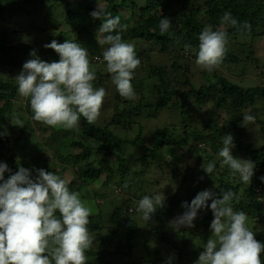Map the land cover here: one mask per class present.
<instances>
[{
	"label": "trees",
	"instance_id": "trees-1",
	"mask_svg": "<svg viewBox=\"0 0 264 264\" xmlns=\"http://www.w3.org/2000/svg\"><path fill=\"white\" fill-rule=\"evenodd\" d=\"M79 2L83 9L74 12L68 0H0V132L6 129L8 133L0 137V161L11 169L5 178L21 166L19 154L25 138L37 140L38 136L42 143L37 150L42 168L51 169L60 177L69 169L72 177L62 178L69 181L70 191L78 192L85 204H88L85 198H93L100 205L104 199L101 188L111 181L114 187L118 186L117 194L123 200L118 204L110 202L108 222L102 219L104 213L100 209L89 217L88 230L94 242L85 253L87 264H168L170 257L171 264H194L206 241L214 239L209 227L213 219L211 210H199L190 228L182 226L175 231L170 222L185 211L182 202H190L205 189L214 194L213 198L231 190L235 194L234 211L247 214V226L258 241L264 242V181L260 179L264 176V66L259 65L257 57L264 56V48H257V42L264 40V0ZM98 3L106 4L113 16H120V23L127 25L121 31L123 41H133L136 45L141 63L132 79L135 100L118 94L106 63L101 62L103 48L96 38H100L102 21L90 16ZM225 12L237 20L236 26L221 23ZM19 15L39 18V31L44 36L36 32L38 28L24 30L23 21L17 19ZM161 18L171 21L164 34L159 30ZM51 21L55 24L49 26ZM206 25L227 32V51L218 67L224 64L229 72H220L218 67L208 72L194 62L198 35ZM33 32L40 36L35 42L22 39L31 38ZM67 39L87 48L90 68L97 77L94 87H104L107 93L97 122L88 124L81 118L78 127L71 129L78 132L76 136L71 130L33 121L30 105L18 95L16 78L12 75L21 71L26 60L35 58L30 55L33 51L46 62L58 61L59 55L43 45L52 40L63 43ZM37 40L44 43L38 45ZM233 41L240 45L236 50L230 46ZM237 50L240 57L235 53ZM95 56L100 61H95ZM251 63L254 67H250ZM232 65L235 68H230ZM247 68L256 69L257 81L238 77ZM232 69L236 70L230 73ZM17 102L21 103L26 117L19 130L8 128L5 122L14 113ZM151 108L172 109L178 119L144 134L139 116ZM244 113L252 114L254 123L243 126ZM256 130V135L251 137V132ZM58 132L65 133L62 134L65 145L72 146L71 150L78 147L80 151L64 153L58 145L54 147ZM227 134L233 136L235 147L245 152L246 159L255 164L248 185L234 178L226 166L222 167V158L217 159ZM174 150L181 151L185 164L177 165L171 158L168 151ZM46 154L53 162L45 159ZM187 159L193 161V166L186 164ZM210 161L216 163L211 176L203 171ZM159 175L169 184L160 187ZM102 176L101 187L96 189L91 184ZM90 190L94 191L92 195L88 193ZM158 192L165 195V205L157 208L150 221H144L135 206L144 195ZM140 233L145 236H139ZM151 239L160 243L151 250L149 260L134 254L135 243L146 250ZM261 260L264 264V253Z\"/></svg>",
	"mask_w": 264,
	"mask_h": 264
},
{
	"label": "clouds",
	"instance_id": "clouds-1",
	"mask_svg": "<svg viewBox=\"0 0 264 264\" xmlns=\"http://www.w3.org/2000/svg\"><path fill=\"white\" fill-rule=\"evenodd\" d=\"M90 16L102 21L101 35L96 39L103 48L101 62L106 63L112 84L121 97L135 100L132 79L141 61L135 45L122 39L121 31L127 25L120 23V16H113L106 4L98 3ZM221 23L236 26L238 22L230 12H225ZM170 25L169 19L161 18V34ZM198 41L194 62L199 69L211 72L221 64L227 51V32L206 25ZM43 47L54 50L59 60L46 62L33 51L30 55L35 58L26 60L15 76L17 93L28 101L32 120L66 130L77 128L81 118L95 124L107 93L104 87H94L97 77L90 68L87 48L68 39L63 43L52 40ZM93 59L100 61L97 56ZM242 116L243 126L255 121L250 113ZM7 134L5 129L0 137ZM222 143L217 159L222 158V167L226 166L234 178L248 185L254 175V162L232 155L235 144L231 134ZM215 168V161H210L203 171L211 176ZM6 172L11 169L0 161V264H87L85 253L94 242L88 230L92 210L78 192L70 191L69 181L43 168L20 166L5 178ZM260 179L264 181V176ZM213 197L210 190L198 192L190 202H182L185 211L170 222L174 230L190 228L199 210H211L213 219L209 227L214 239L206 241L194 264H262L264 242L258 241L247 226V214L234 211L235 194L228 190L220 198ZM165 201L162 192L144 195L135 210L144 221H150Z\"/></svg>",
	"mask_w": 264,
	"mask_h": 264
},
{
	"label": "rangeland",
	"instance_id": "rangeland-1",
	"mask_svg": "<svg viewBox=\"0 0 264 264\" xmlns=\"http://www.w3.org/2000/svg\"><path fill=\"white\" fill-rule=\"evenodd\" d=\"M76 1L77 2H75L74 0H68L69 4L71 6V9L74 12L83 9V7L81 6V3L79 2V0H76ZM100 4H102V3H100ZM35 13L38 14L39 12L36 11ZM32 16L31 17H24V16L19 15L17 17V19H20L21 21H23L22 25L24 27V30H28V29H32V28H38V29H36V32H41V30L39 31V25H40L41 21H38L39 18H34V15H32ZM54 24H55V22L51 21L49 23V26L50 25L52 26ZM18 28H20V26H18ZM36 32L32 33L33 36H31V38H28L27 36H25V37H22V39L30 41L29 43H31L33 41L35 42V39L40 37V36L36 35ZM42 35L44 36V32L42 33ZM98 38L99 37H97V39ZM37 41H38V45H42L44 43V42H41L40 40H37ZM125 42H129V43H133L134 44L133 41H125ZM234 43H235V41H233L232 44H230V46H231V48L233 50H236V47H238L240 45L239 44H234ZM135 48H136V45H135ZM257 48H264V40H261V41L257 42ZM235 53L239 57L241 56V53L238 50L235 51ZM257 57H258L259 65L260 66H264V56L263 55H259ZM249 65H250V67H254L252 65V63L249 64ZM235 66L232 65L230 68H235ZM218 68H219L220 72H223V73L229 72L224 64H222ZM235 70L236 69H232L230 71V73H232ZM255 71H256V69L253 71L252 68H250V69L247 68V70L244 71V74L238 75V77L240 79L244 78V77H246V78L250 77V78H254L256 80L257 77H255V75H254ZM17 74L18 73L16 71H14L12 75H13V77H15ZM257 76H258V78H260L259 75H257ZM195 77L197 78L198 74ZM234 77H237V75H234ZM254 79H252L253 83H255ZM20 105H21V103L17 102L16 105L14 106V113L10 114V117H9L8 121L5 120L8 128L13 127L15 129L17 128L19 130V128L24 124V119H26L25 112H23V110L21 109ZM18 115L22 116V119L17 118ZM139 118H140L139 120L141 122V125L143 126L144 134L148 133L149 131H152L153 129H155V127L165 126L167 124H173L174 121L176 119H178L177 116H176V113L174 112V110H172V109H164V108L159 109V110H153L151 108V109L143 112V114L141 116H139ZM69 132L72 133V134L74 133L73 130H71ZM256 132H258V130L254 131V132H251V137L255 136ZM77 133L78 132L74 133V136H76ZM62 134H65V133L64 132H58L55 135V138L53 140L54 144L52 143L53 146L55 147V146L58 145L59 149H61L62 152H64V153H66L67 151H71L73 153H78L80 151V149L78 147L71 150L72 146L65 145L66 141H65V138L62 136ZM37 138H38L37 140H34L31 137L25 138V141H24L25 143L21 146L22 150L20 151V154H19V160L21 162V166L26 167V168H30V169L31 168H42V165H41L42 159L38 156V154H40V151H37L40 148L42 143L40 141L41 139L38 136H37ZM262 140L264 141V139H262ZM260 144H258V145H260ZM231 151H232V155L234 157L242 158V159H246L247 158L245 152L239 150L237 147L232 148ZM168 153H169V155L171 156L172 159L174 158V161H175V163L177 165L185 164V158L182 156V153H181L180 150H174V152L168 151ZM50 158L51 157L49 156V154L48 155L46 154L45 159L50 162V160H52ZM54 161H55V159H54ZM52 162H53V160H52ZM186 164L188 166H193V161L190 160V159H187ZM52 166L54 168H57L56 165L52 164ZM50 171H53V170L50 169ZM56 171H60V170L56 169ZM58 176H60V175H58ZM62 177H67V179L72 177V174L69 171V169H67L65 171V173H63V175H61V178ZM103 179H104V176H102L101 179H99L98 181H95L91 185H93L96 189H98V188L101 187ZM158 181H161V186L160 187H164L165 184H169L167 179H166V182H165V178H164L163 175L162 176L159 175ZM88 188L91 189L90 187H88ZM85 190L83 192H85ZM101 192H102V197H104V199L102 200L100 205H97V203L94 202L93 198H89V199L85 198V200L88 201V204L86 203L85 205L87 207L91 208L92 212L93 211H97V210L100 209L104 213L102 219L105 222H108V220H109L108 219V215H110L111 203L118 204V203L122 202L123 198L121 197V195L117 194L119 192V189H118V186L114 187V182L113 181H111L110 183H108L105 186H103L101 188ZM88 193L90 195H92L94 193V191L90 190V191H88ZM125 195L128 196V194H125ZM137 222L141 224V220H140V218L138 216H137ZM175 231H177V230H175ZM139 236L144 237L145 234L144 233H140ZM159 243H160L159 241L157 242L156 240L151 239L149 241V243H148L149 247L146 250H145V248L142 245H138L137 243H135V245L133 247L134 254L138 255V256H143L146 260H149V257H151V254H152L151 250L154 249V248H157ZM111 261L114 263L113 259ZM142 264H145V263L143 262Z\"/></svg>",
	"mask_w": 264,
	"mask_h": 264
}]
</instances>
